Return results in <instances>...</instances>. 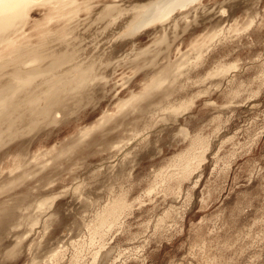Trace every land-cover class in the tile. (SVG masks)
I'll use <instances>...</instances> for the list:
<instances>
[{
	"label": "rangeland",
	"instance_id": "1",
	"mask_svg": "<svg viewBox=\"0 0 264 264\" xmlns=\"http://www.w3.org/2000/svg\"><path fill=\"white\" fill-rule=\"evenodd\" d=\"M152 1L0 31V264H264V0Z\"/></svg>",
	"mask_w": 264,
	"mask_h": 264
},
{
	"label": "bare ground",
	"instance_id": "2",
	"mask_svg": "<svg viewBox=\"0 0 264 264\" xmlns=\"http://www.w3.org/2000/svg\"><path fill=\"white\" fill-rule=\"evenodd\" d=\"M33 1L34 0H0V31L11 26L16 21V19L25 17V15L27 14V9L33 3ZM43 1L46 3H58L60 0H43ZM196 1L197 0H154L147 7H150L153 3L155 4L159 3L161 4L162 8H165L168 6L167 14L171 15V13L176 8H187L188 6L193 5ZM173 4L176 5L177 7L173 6ZM169 5L173 7H169ZM151 8H155V5L151 6ZM156 18H158V16H156ZM152 21L154 20L147 19L144 21V23L149 24ZM153 85H158V84L153 83ZM183 105L184 103H180L178 104V106H172L169 108L166 107V108H163V111H166V112L169 111V112L174 113V112L179 111L180 109H183L184 108Z\"/></svg>",
	"mask_w": 264,
	"mask_h": 264
}]
</instances>
